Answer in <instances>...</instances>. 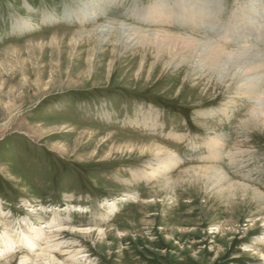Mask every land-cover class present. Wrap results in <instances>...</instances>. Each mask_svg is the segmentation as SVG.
Instances as JSON below:
<instances>
[{
	"label": "rangeland",
	"instance_id": "1",
	"mask_svg": "<svg viewBox=\"0 0 264 264\" xmlns=\"http://www.w3.org/2000/svg\"><path fill=\"white\" fill-rule=\"evenodd\" d=\"M173 1L0 0V216L60 243L56 262L264 264V65L204 66L213 44L264 63V0H206V30L139 23ZM242 17L247 42L219 41ZM134 29L213 44L203 59Z\"/></svg>",
	"mask_w": 264,
	"mask_h": 264
},
{
	"label": "bare ground",
	"instance_id": "2",
	"mask_svg": "<svg viewBox=\"0 0 264 264\" xmlns=\"http://www.w3.org/2000/svg\"><path fill=\"white\" fill-rule=\"evenodd\" d=\"M206 0H201L200 2H195L193 0H179L177 3V0L173 1V3H175V9L171 10L170 8H168V6L164 7L163 4H155L153 6V9H151L150 11L147 12H143L140 15L139 18V23L141 24H146V25H150L151 27H163L165 26V28L167 26H171V25H179L180 27H185L188 30L189 29H205V27L208 26L207 24V12L210 11L211 9V5H209V3L205 2ZM116 2V1H115ZM184 3V4H183ZM207 3V4H206ZM170 4V3H169ZM105 5V4H104ZM103 6V5H101ZM248 6V5H247ZM109 8V7H108ZM104 9V8H103ZM246 9L243 8L242 10H240L243 13H245ZM69 11V10H68ZM107 11V10H106ZM66 12V11H65ZM167 12V13H165ZM211 12V11H210ZM213 13V12H211ZM246 14L248 15V13L246 12ZM69 15V14H68ZM108 15V14H107ZM81 16V15H80ZM244 16V14H243ZM93 18V17H91ZM239 18V17H238ZM245 18V20H243ZM242 17V20H239L242 24L240 30L237 28H234L232 30H230V27L224 31V33H221L219 35L218 38L219 41L221 42H228V41H237V38L240 35H243L242 39L243 41H241L242 43H246L247 42V35L241 34L242 33V29L245 30V25H247L246 22V17ZM96 20V19H95ZM94 20V21H95ZM170 20V22L168 21ZM168 21V23H167ZM231 22V21H230ZM234 22V21H233ZM246 22V23H245ZM80 24V23H79ZM105 26V25H104ZM121 26V25H120ZM123 26V25H122ZM98 27V26H97ZM101 27V26H100ZM176 27V26H175ZM224 27V26H223ZM227 27V26H226ZM95 28V27H93ZM20 29V28H19ZM99 28L97 29H93L91 32L89 31L88 33H85V36L87 35V37H94L99 35ZM113 29V28H112ZM115 29V28H114ZM118 29H121L120 27H118ZM170 29V28H169ZM129 30V29H127ZM196 30V31H197ZM206 30V29H205ZM86 31V30H85ZM103 31V30H102ZM192 31V30H191ZM112 32L115 33V37L118 36L119 32L117 31H113ZM132 35H138V37H142L144 40H140L139 42H141L143 45L144 43H146V47L149 48V45L152 46V48H158V49H166L168 48V50L170 49L172 50H176L177 51H185L186 49H190V51L193 49L194 51L202 50V52H206L204 53L205 56L203 57V59H205L209 54L208 51L206 49H208L207 47L210 48L211 41H209L208 39H202L201 41L198 40H191L190 38H186L184 36L181 35H173V34H169L165 31H161L158 30L156 32H153V36H151L150 31L148 32H144V30L141 31L140 30H131ZM187 32V31H186ZM236 32V33H235ZM240 32V33H239ZM104 33V32H102ZM106 33V32H105ZM145 33V34H144ZM111 34V33H110ZM125 34V32H124ZM238 34V35H237ZM246 34V33H245ZM121 35V34H120ZM250 35V34H249ZM79 36V35H78ZM124 36V35H123ZM128 36V35H127ZM145 36V37H144ZM149 36V37H148ZM151 36V37H150ZM82 38V34L80 36ZM79 37V38H80ZM99 37V36H98ZM114 37V38H115ZM137 37V39H138ZM141 38V39H142ZM95 39V38H94ZM99 39V38H98ZM113 39V38H112ZM118 39V38H117ZM127 39V38H126ZM130 39V38H128ZM254 39V38H253ZM115 40V39H114ZM113 40V41H114ZM139 40V39H138ZM251 40V39H250ZM103 41V40H102ZM104 41H106L104 39ZM129 41V40H128ZM233 41L231 43H233ZM109 42V41H108ZM111 42V41H110ZM119 42V41H118ZM138 42V43H139ZM240 42V43H241ZM253 42V41H252ZM116 43V42H115ZM139 43V44H141ZM94 44V43H93ZM138 44V46H139ZM251 44V43H250ZM219 45V44H218ZM155 46V47H154ZM249 48V47H248ZM247 47L244 48V51L242 53H238L237 56H233L230 57L228 56L227 53H225V49H223L220 46H217L215 44H213V48L211 47V49H209L210 51L213 49H216L218 53L214 54L213 58H210L209 61L207 63L204 64V66H207V68L213 72H217L219 73L221 71V69L224 68L225 65H232L236 62H243L245 61V63L241 64L244 66V70L249 71V72H253L255 70H258L261 68L262 65H264V63L262 62V57L260 55H257L255 52H253L255 54L254 57H256L255 61L253 60V62L251 63H246V59L245 57L247 56L246 54L249 55V51H251L250 49H248ZM169 50V51H170ZM206 50V51H205ZM236 50V49H235ZM240 50V48H239ZM166 51V50H164ZM195 53V52H194ZM154 54V53H153ZM225 54V55H224ZM251 54V53H250ZM253 54V55H254ZM201 55V54H200ZM194 54L191 56L193 57ZM225 56V58L223 57ZM199 59V58H198ZM222 60H226L227 63H222ZM250 60V59H249ZM203 61V60H201ZM200 62V61H199ZM233 62V63H232ZM216 64H218V67L216 66ZM239 65V64H238ZM211 66H215L217 67V71L210 69ZM263 67V66H262ZM225 69V68H224ZM213 74V73H212ZM221 76V75H220ZM245 79V78H244ZM253 84V83H251ZM247 85V84H245ZM250 86V85H249ZM252 86V85H251ZM255 98V97H254ZM261 121V120H260ZM101 141V140H100ZM127 147V146H126ZM155 147V146H154ZM153 147V148H154ZM134 148V147H133ZM128 149V148H127ZM133 150V149H132ZM153 150V149H152ZM155 152V151H154ZM156 157V156H155ZM167 159V158H166ZM172 164L169 163L167 165V167H171ZM165 167V169L167 168ZM168 169V168H167ZM166 169V170H167ZM159 172V171H158ZM194 172V171H193ZM222 172V171H221ZM211 173V172H210ZM156 177V176H155ZM172 183V182H171ZM175 184V183H174ZM68 195V194H67ZM90 207V206H89ZM3 210V209H2ZM31 212V211H29ZM45 212V211H44ZM114 216V215H113ZM29 219V218H28ZM38 221L36 220V222H39L42 220L41 216L37 218ZM64 221V220H63ZM61 221V222H63ZM17 224V223H15ZM13 225V226H11ZM18 225V224H17ZM36 225V224H34ZM33 223L30 222L29 220L27 221L26 218L23 220V225L22 227H20V231L16 232V225H14L13 221H9L8 218H4L0 216V228L2 227L3 230V234L6 235V238L2 240V244L0 246V264H7L9 259H7V257H11V255L16 254L17 252H20V249H25L26 251H28L27 253H31L32 255L34 253H36V251H39L40 253L36 255V257H32L30 258L27 254V256H24L21 258L20 262L18 264H39V260L38 261H33L32 259L34 258H40L41 263L40 264H76V256H72V258L74 257V259H70L68 261L64 262H56L57 260V252L61 251V248H63L61 246L60 243L56 242V243H50L49 241L45 243V245L41 244L40 240H37V234L36 232L33 230L34 227ZM97 226V225H96ZM19 227V226H18ZM55 227V226H54ZM4 228V229H3ZM50 228V227H49ZM48 228V229H49ZM51 228L48 230V232L50 233V236L48 240L55 238V234L54 233H58V231L56 232H52ZM66 229V228H65ZM99 229V228H98ZM6 232H5V231ZM58 230V229H56ZM63 231V228L61 229ZM73 230V229H70ZM54 231V230H53ZM92 231H85V232H79L78 234H91ZM105 232V231H104ZM52 233V234H51ZM101 233V234H100ZM36 234V235H35ZM41 234V232H40ZM100 236H102V238H104V234L102 233V231H99ZM58 235V234H57ZM2 236V235H1ZM59 236V235H58ZM83 236V235H82ZM89 238V237H88ZM124 238V237H123ZM47 239V238H46ZM54 241V240H53ZM64 245V244H63ZM44 246V247H43ZM67 246V245H66ZM68 247V246H67ZM71 248V247H69ZM69 248H67L66 250H68ZM65 250V249H64ZM70 250V249H69ZM68 250V251H69ZM23 251V250H22ZM70 252V251H69ZM45 253H48V255H44ZM11 254V255H9ZM68 254V253H67ZM78 254V253H77ZM60 255V254H59ZM4 258V259H2ZM12 258V257H11ZM79 258V257H78ZM6 260V261H4ZM4 261V262H2ZM12 262V261H11ZM15 262V261H14ZM38 262V263H37Z\"/></svg>",
	"mask_w": 264,
	"mask_h": 264
}]
</instances>
